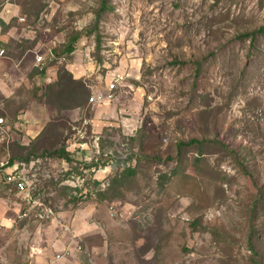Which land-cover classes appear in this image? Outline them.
Wrapping results in <instances>:
<instances>
[{
  "label": "rangeland",
  "instance_id": "obj_1",
  "mask_svg": "<svg viewBox=\"0 0 264 264\" xmlns=\"http://www.w3.org/2000/svg\"><path fill=\"white\" fill-rule=\"evenodd\" d=\"M1 6L0 264H38L33 240L54 222L7 183L13 157L62 224L80 221L64 264H264V0ZM40 106L72 162L23 149Z\"/></svg>",
  "mask_w": 264,
  "mask_h": 264
},
{
  "label": "crops",
  "instance_id": "obj_2",
  "mask_svg": "<svg viewBox=\"0 0 264 264\" xmlns=\"http://www.w3.org/2000/svg\"><path fill=\"white\" fill-rule=\"evenodd\" d=\"M47 66V64H46ZM72 71V70H71ZM36 111L38 113L41 112V106L31 110V114L27 115L20 124V127L23 128V131L27 133L26 140H28L27 145H30L31 142L36 139L41 132H43L44 128L47 124L44 125V116L43 114H35ZM64 214V213H61ZM62 216L56 217L50 225L46 228H40L35 235L33 240V244H35L36 251L39 250L37 255L38 264H45L51 262V264H64L68 258L57 259V256L62 252H65L67 249L72 251V255H75V244L79 242L80 232L78 229L80 228L79 219L71 220L68 218L66 224H62ZM62 219V220H61ZM64 222V221H63ZM9 227L14 228V222L9 219L8 223ZM70 256V257H71ZM69 257V258H70Z\"/></svg>",
  "mask_w": 264,
  "mask_h": 264
},
{
  "label": "built area",
  "instance_id": "obj_3",
  "mask_svg": "<svg viewBox=\"0 0 264 264\" xmlns=\"http://www.w3.org/2000/svg\"><path fill=\"white\" fill-rule=\"evenodd\" d=\"M1 5H2V0H0V9L2 7ZM19 21H20V23L24 24L26 22V18L20 17ZM1 30H2V27L0 24V34H1ZM47 56H50L49 61H51V62L55 59L51 50L49 51L48 54H44L42 52L41 53H35V64L39 68L40 71L44 70L46 68ZM6 57H7L6 48L0 46V61L5 59ZM116 87H117L116 84L110 85L109 88L107 89V91L93 96L90 99V102L92 104H98V103H103V102H107V101H112L116 97V93H115ZM26 165H27L26 163H19V162H15L12 165L10 164V162L3 164L2 166L5 167L7 183L13 185L18 192L25 195L26 200L29 204L28 211H30V207H32V206H35L37 210L40 207V209L38 211V218L40 220L50 221L51 219H55L57 212L55 211L54 207H52L51 205H47L40 198L34 197V194L32 191H33V189H35V186H36V184H35L36 178H34L33 180H30V181L27 179L28 176H26L25 172H23V169L26 168ZM89 192H92V191L86 189L83 193V195L85 196L86 199H88L90 196L92 197L94 194L93 193L90 195ZM111 209H112V211L115 210L114 207H112ZM25 214H26V212L24 213V215ZM63 255H71V251L66 250L63 254H59L57 256V258H61Z\"/></svg>",
  "mask_w": 264,
  "mask_h": 264
},
{
  "label": "trees",
  "instance_id": "obj_4",
  "mask_svg": "<svg viewBox=\"0 0 264 264\" xmlns=\"http://www.w3.org/2000/svg\"><path fill=\"white\" fill-rule=\"evenodd\" d=\"M0 24H1V27L2 25H5L3 20H0ZM76 40H77V37H75V39L73 38V40H71L70 43L68 44L66 51L68 50L67 52L69 54L74 51ZM0 46L6 48V46H4L1 42H0ZM37 70L38 72H43L45 69L43 71H40L39 69ZM47 126L48 125H46L43 132H41L40 135L36 139H34L30 145H28L27 147L23 146V149L26 150V149H30V147H34L35 151L37 150H42L44 152L47 151L46 153H48L50 156L64 158L65 160L72 162L73 154L68 149L64 147L61 149L53 147V145H55L56 147L57 145L54 144V140H52L53 139L52 135L48 133ZM46 153H43L42 156ZM17 160L19 161L18 157H13L10 161V164L12 165L13 163L17 162ZM20 161L21 163H24V159H21ZM128 173L132 175L135 173V171H133L132 168H130Z\"/></svg>",
  "mask_w": 264,
  "mask_h": 264
},
{
  "label": "clouds",
  "instance_id": "obj_5",
  "mask_svg": "<svg viewBox=\"0 0 264 264\" xmlns=\"http://www.w3.org/2000/svg\"><path fill=\"white\" fill-rule=\"evenodd\" d=\"M55 57V56H54ZM56 218V217H55ZM68 250V249H67ZM69 251H71V250H69ZM71 255H72V251H71Z\"/></svg>",
  "mask_w": 264,
  "mask_h": 264
}]
</instances>
